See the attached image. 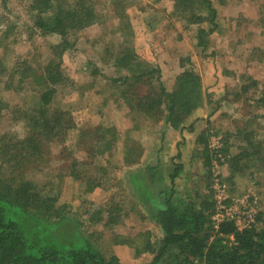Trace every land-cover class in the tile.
Wrapping results in <instances>:
<instances>
[{"label": "rangeland", "instance_id": "1", "mask_svg": "<svg viewBox=\"0 0 264 264\" xmlns=\"http://www.w3.org/2000/svg\"><path fill=\"white\" fill-rule=\"evenodd\" d=\"M33 1L0 0L1 183H30L31 192L42 197L43 213L74 216L105 255L128 264L151 261L150 252L136 255L117 242H144L147 234L155 246L161 236L131 193L126 173L137 160L145 165V130L160 131L162 141L166 124L128 103L146 110L159 98L158 108H165L161 87L174 92L178 76L189 71L200 76L203 97L180 127L196 143L201 134L206 144L219 140L228 149L222 176L231 193L256 195L257 210L264 211V0H210L212 22L202 0H89L96 21L75 29L72 46L59 58L65 79L55 88L51 110L62 123L54 127L33 124L44 86L28 75L51 59L60 36L37 29ZM200 28L209 30L202 48ZM198 109L208 117L196 136L188 122ZM171 132L170 140L176 136ZM238 153L245 156L238 160L244 166L234 175L229 163ZM167 160L164 179L178 162Z\"/></svg>", "mask_w": 264, "mask_h": 264}, {"label": "trees", "instance_id": "2", "mask_svg": "<svg viewBox=\"0 0 264 264\" xmlns=\"http://www.w3.org/2000/svg\"><path fill=\"white\" fill-rule=\"evenodd\" d=\"M202 2L209 10L212 22L216 15L211 2ZM90 8L89 0H76L73 5L61 0H34L31 5L37 29L42 34L57 33L60 36L59 44L51 48V59L39 69L33 68L28 75L36 86H44V91L38 96L39 120H32L36 127H45L51 122L54 127L62 123L58 117L60 113L51 110L55 88L65 79L59 58L72 46L69 38L74 30L96 21ZM208 31L199 29L198 46L203 45V35ZM201 86L200 76L186 71L178 76L174 92L165 93L166 90L160 86L167 98L163 103L165 108H158L162 104L159 98V103L152 100L146 110L142 104L133 107L128 103V106L148 118L158 120L160 117L164 124L178 129L184 114L188 116L193 108L200 106L203 97ZM155 109L158 115L153 113ZM202 142L204 165L211 168L213 158L208 139L207 144L204 143L201 134L197 143ZM227 151V148L219 150L222 155ZM243 159V153L230 158L231 174L242 170L244 165L239 166L238 160ZM181 168L177 164L166 175L170 178L169 185L162 176L165 173L162 174L156 164L126 173L130 191L159 227L161 236L155 246L147 240V234L144 242L131 237L117 243L133 247L136 255L144 252L153 255L151 261L141 264H264V211L256 209L254 222L242 231H238L231 220L214 229L211 222L214 213L211 172L203 180L206 181L202 185L204 193H199L196 189H179L178 183V187L175 185ZM14 180L0 182V264H128L116 255H105L81 230L80 222L68 212H59L54 218L43 213L40 207L42 197L37 198L36 193L31 192L34 189L30 183ZM256 202L258 205V197Z\"/></svg>", "mask_w": 264, "mask_h": 264}, {"label": "crops", "instance_id": "3", "mask_svg": "<svg viewBox=\"0 0 264 264\" xmlns=\"http://www.w3.org/2000/svg\"><path fill=\"white\" fill-rule=\"evenodd\" d=\"M197 113V114H196ZM195 116H191L190 122H188L189 130L194 131L197 136L201 133L202 129L199 128V125L203 124L207 121L206 114L204 110L201 111V109H198L197 112H194ZM198 117V118H197ZM183 125V124H182ZM186 127V123L184 124ZM133 127V126H131ZM147 127V124H146ZM182 127V126H181ZM178 128L174 129L170 126L166 125V133L164 135L165 140H160L161 132H156L153 130L152 132L149 130H145L144 133V147H145V161L142 162L143 164L149 165V164H156L159 165V168L163 165L170 164L167 160V157L173 158V160H178V162L172 163L174 166H169L170 169H174L177 164H180L182 166L181 170L179 171V175L176 178V186L179 189H186V190H195L199 191V193H204V190L202 189V185L206 181H203L205 178L201 177V172L204 170L205 172V165H204V154L201 151L200 145L196 143V140L190 139V136L186 133V128ZM136 130H138V127L134 126ZM199 129V130H198ZM171 131H174V135L176 133V136L173 139H169L168 135L169 133H172ZM173 137V135H172ZM157 141L160 143L158 147L161 149V153L157 152ZM173 151V152H172ZM176 153L175 155L171 156L172 154ZM176 164V165H175ZM141 163H138V160L135 161L134 167L130 168V171H133L135 169H138ZM161 170V169H160ZM170 170V172H171ZM169 172V173H170ZM168 173V174H169ZM169 176V175H168ZM169 177L166 178L165 183L169 185ZM178 183V185H177ZM204 184V185H205ZM183 187V188H182ZM133 194V192L131 191Z\"/></svg>", "mask_w": 264, "mask_h": 264}, {"label": "built area", "instance_id": "4", "mask_svg": "<svg viewBox=\"0 0 264 264\" xmlns=\"http://www.w3.org/2000/svg\"><path fill=\"white\" fill-rule=\"evenodd\" d=\"M220 139V138H219ZM222 143L210 138L208 148L212 152L211 176L214 197V213L211 216L213 228L217 230L220 223L234 221L236 229L242 231L254 222L257 196L254 194L233 195L222 176L226 162H222L223 155L219 152ZM252 198V200H250ZM232 240V236H230Z\"/></svg>", "mask_w": 264, "mask_h": 264}]
</instances>
